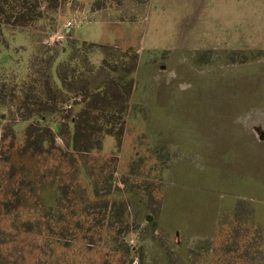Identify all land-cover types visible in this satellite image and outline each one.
I'll return each mask as SVG.
<instances>
[{
    "label": "rangeland",
    "instance_id": "1",
    "mask_svg": "<svg viewBox=\"0 0 264 264\" xmlns=\"http://www.w3.org/2000/svg\"><path fill=\"white\" fill-rule=\"evenodd\" d=\"M0 10V264H244L225 214L264 198V0ZM76 126L99 150L69 156Z\"/></svg>",
    "mask_w": 264,
    "mask_h": 264
},
{
    "label": "crops",
    "instance_id": "2",
    "mask_svg": "<svg viewBox=\"0 0 264 264\" xmlns=\"http://www.w3.org/2000/svg\"><path fill=\"white\" fill-rule=\"evenodd\" d=\"M259 179H264L258 177ZM258 190H264V186L257 184ZM264 198L257 199V202L249 204L247 201L241 204L240 215L233 212L226 213L227 219L230 218V222L235 221L236 231H232L233 234L228 238L227 244L231 243L232 253L237 254L234 258V254L229 260H240V263L248 264V261L259 260L261 264H264ZM240 230V231H239ZM231 240V242H230ZM230 247L229 245H227ZM243 248V249H242ZM242 249V250H241Z\"/></svg>",
    "mask_w": 264,
    "mask_h": 264
},
{
    "label": "trees",
    "instance_id": "3",
    "mask_svg": "<svg viewBox=\"0 0 264 264\" xmlns=\"http://www.w3.org/2000/svg\"><path fill=\"white\" fill-rule=\"evenodd\" d=\"M3 11L0 10V15H3ZM11 17L12 16H8V18H4V22L8 25H11V26H14L16 28H20V27H24L26 26V24H24L23 22V17L20 16V14H18L16 16V21L15 22H11ZM34 19V16L32 15L30 20L32 21ZM106 93V92H105ZM104 93V95H105ZM110 94V93H109ZM122 94V93H121ZM121 97V96H120ZM121 99H123V95L121 97ZM106 107V106H104ZM124 106H122L123 108ZM105 112L107 113V115H116L118 118H117V122L118 120H120L121 122H124L123 119L127 116V109L123 108L122 111H114V112H110V110L106 107L105 109ZM85 113H88V112H85L84 110H82V113H79V115L77 116V119H82V118H85L84 114ZM109 116H106L105 117V120L109 118ZM112 118V117H110ZM109 118V120L111 121V119ZM122 118V119H121ZM117 124H122V123H116V128H117ZM83 132L81 131V129H79L77 126H76V130H75V134L72 138V141L74 142L73 144L75 145L73 148V152H71V154H69L70 157H73V158H77V157H80V155H78L81 151H91V150H99L100 147H91V148H81L79 146V143L78 141L80 139H82L83 137ZM77 153V154H76ZM82 170V168H81ZM54 178L52 180V182H49L46 186H45V191L43 194L40 195V202H39V205L41 207H45V208H48V209H54L55 208V205L57 204V201H58V197L61 195V192L59 191V181H57L58 179H60V175L57 174L56 175H52ZM43 178V177H42ZM59 195V196H58ZM3 203H8V200H5ZM40 207V208H41ZM44 230H47V229H44ZM45 235V234H44ZM46 235H50V233H46ZM55 241V242H54ZM50 244H55L57 245L59 242L56 240V239H53V242L52 241H49ZM43 252V251H41ZM47 255V254H46ZM48 258V256H46V259Z\"/></svg>",
    "mask_w": 264,
    "mask_h": 264
},
{
    "label": "water",
    "instance_id": "4",
    "mask_svg": "<svg viewBox=\"0 0 264 264\" xmlns=\"http://www.w3.org/2000/svg\"><path fill=\"white\" fill-rule=\"evenodd\" d=\"M150 220V218H148Z\"/></svg>",
    "mask_w": 264,
    "mask_h": 264
}]
</instances>
